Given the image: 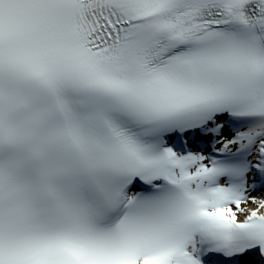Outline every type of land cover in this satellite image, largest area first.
I'll return each mask as SVG.
<instances>
[{"label":"snow or ice","instance_id":"6c2138e0","mask_svg":"<svg viewBox=\"0 0 264 264\" xmlns=\"http://www.w3.org/2000/svg\"><path fill=\"white\" fill-rule=\"evenodd\" d=\"M0 264H264V0H0Z\"/></svg>","mask_w":264,"mask_h":264}]
</instances>
